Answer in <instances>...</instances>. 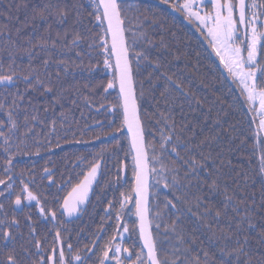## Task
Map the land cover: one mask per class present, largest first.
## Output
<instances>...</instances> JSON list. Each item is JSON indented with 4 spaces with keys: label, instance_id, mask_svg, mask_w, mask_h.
<instances>
[{
    "label": "snow or ice",
    "instance_id": "6c2138e0",
    "mask_svg": "<svg viewBox=\"0 0 264 264\" xmlns=\"http://www.w3.org/2000/svg\"><path fill=\"white\" fill-rule=\"evenodd\" d=\"M15 7L19 12L30 5ZM171 7L197 25L239 87L245 97L240 103L249 105L245 115L254 114L247 127L244 121L225 119L229 115L225 101L197 75L198 63L193 65L192 79H185L170 72L161 56L152 58V48L174 60H180L181 53L173 52L163 35L158 45L149 35L147 26L159 24L164 30L163 14L157 15L151 0L139 5L128 0H91L90 4L35 0L22 22V27L32 25L31 34L25 36L22 27L13 30L0 24V264H264V0H175ZM11 9L9 5V21ZM4 15L0 10V17ZM15 19L19 21L18 16ZM85 20L93 27L87 28ZM94 28L99 31L93 33ZM183 55L187 57L186 52ZM92 59L97 61L95 66ZM100 64L108 72L107 82L91 91L95 95L102 88L98 110L112 119L95 122L99 128L95 138L108 136L115 143L97 156L110 152L119 161L122 152L124 160L130 158L124 167L131 168L132 184L108 200V219L114 216L117 221L114 234H107L102 218L101 226L82 244L79 232L72 242V230L62 217L86 211L93 184H99V160L94 157L86 173H76L83 179L73 182L68 172L67 179L62 175L57 184L53 168L45 166L37 183L34 173L25 177L23 171L16 172L15 159L53 153L73 142L68 137L74 138L77 130L66 112H60L59 123L56 118L45 121L41 107L45 113L55 112L56 105L63 109L71 87L66 85L68 76L75 80L79 68L91 78ZM148 65L152 71L143 76ZM193 79L211 93L210 101L193 89ZM110 90L116 91L114 103L108 98ZM75 94L80 95L79 88ZM146 100L151 102V112ZM37 122L46 131L37 132ZM122 140L128 141L127 148ZM247 152L251 154L245 156ZM77 159L83 162L86 157ZM116 167L114 191L122 179L119 163ZM45 179L50 198L40 191ZM61 190L66 195H59ZM32 202L36 220L29 207ZM129 204L138 221L131 229L135 240L125 236L130 232L128 224L119 223ZM41 220L49 225L42 238L37 228Z\"/></svg>",
    "mask_w": 264,
    "mask_h": 264
},
{
    "label": "trees",
    "instance_id": "16d2710c",
    "mask_svg": "<svg viewBox=\"0 0 264 264\" xmlns=\"http://www.w3.org/2000/svg\"><path fill=\"white\" fill-rule=\"evenodd\" d=\"M34 2L35 0H0V10L5 13L3 17H0V24H9L13 30L15 27H22V22L24 21L26 15H30L31 4ZM90 2L91 0H86V3L90 4ZM128 2L133 5H139L142 3V0H128ZM23 3H28L30 7L28 9L21 7L19 12H17L15 5ZM151 3L154 5V11H156L157 15L161 13L163 14L160 17V23L163 25L164 30L162 31L159 24L147 26L149 35L152 36L157 45L159 44L161 35H163L165 41L171 46L172 51H178L181 53V59L174 60L172 56L168 55L166 52L158 50V48H152L150 50L152 58H155L157 55L161 56L170 72L174 71L178 75L183 74L185 79H192L190 73L193 70V65L198 63L199 70L197 75L202 76L207 83L212 84L217 92V95H221L225 101L223 105L224 110L229 112V115L225 117V119L230 122H235V120L244 121V126L247 127V121L253 116V114L248 112L247 115H245L248 108L247 103H240L244 100V98L240 95L239 88L235 85V83L229 81L222 73L219 67V62L213 55L211 48L208 46L207 40L201 36L195 26L188 22L180 12L175 13L170 9L172 8L171 3L163 4L158 0H151ZM9 5L12 6L11 16L13 19L11 21L8 20ZM141 11H143V8H141ZM132 14L133 13H130V15ZM148 15H151V13H148ZM17 16L19 17V21L15 19ZM84 23L87 28L93 27L87 20H85ZM38 27L40 31H43L44 25L41 22H38ZM32 31L33 29L31 24L26 27H22V33L25 36L31 34ZM97 31H99L98 28L93 29V33ZM185 52L187 53V57L183 55ZM198 53L199 56L197 55ZM169 61H171V63H169ZM22 63H27L26 57ZM77 63H80V61L77 60ZM91 63L95 66L97 63L96 59H92ZM83 64L85 67L88 66L89 57H84ZM149 71H152L151 65H148L145 68L143 76H146ZM107 75L108 72L103 70V65L100 64L99 68L91 74V78L89 77V73L87 71H82L79 68L75 69V80L72 75L68 76L66 85L71 87L69 90V98L63 102V109H61L59 105H56L55 112L50 109L47 113H45L43 112V107H41V118L45 121L56 118L59 123V114L62 110L65 111L68 117V122L74 130H77V134L74 138L71 135L68 137V139L73 142L69 145H65L62 150L56 149L53 153L49 154L42 151L38 156L34 154L18 155L15 159L16 172L19 173L23 171L25 177L32 172L37 178L39 175V168L41 166L39 161L41 159L48 161L49 155H51L52 163H48L46 166L53 168V179L61 182L62 175L64 179L67 178L68 172H71V174L75 176L77 173L76 170H79L80 167H87L88 162L92 161L95 157L97 160L101 161L102 165L100 179H104L112 184L113 179L117 175V164L119 163L121 168L122 163L126 165L130 162V158L127 161L124 160L122 152L120 153L119 161L110 152L105 153L102 158L97 156V153H100L102 148L107 147L110 149L115 143V141L108 136H102L99 139L95 138L96 132L99 131L95 122L106 123L108 120L112 119L111 116H106L103 110H98L100 94L103 91L102 88H97L95 95H93L91 91L94 86L99 85L102 81L106 84ZM143 76H141L140 79H143ZM213 77H215V80H213ZM221 81H223V83H221ZM85 84H88L87 88L84 87ZM23 87V84H21V90H23ZM192 87L201 97L207 96L209 101L212 99L211 93L200 85L197 80H192ZM76 88H79L80 90L79 96H76L75 94ZM145 88H147V84H145ZM229 88L231 89V92H229ZM84 97H88L90 101H95L97 103L90 104L85 101ZM115 97L116 91L110 90V95L108 97L109 100L114 103ZM233 98L238 99L234 101ZM72 99H76L75 104L72 103ZM41 105H43L42 100ZM145 105L148 106V110L151 112V102L146 100ZM229 105H232V107H229ZM215 107H220V105L217 104ZM238 108L240 109L239 111H237ZM0 118H2V114H0ZM252 128H256V121L252 124ZM36 131L42 132L46 131V129H42L41 125L37 122ZM105 131H108V129L106 128ZM81 132L83 134H81ZM75 141H79V143ZM122 144L125 148H127L128 141L122 140ZM250 147L251 142H249V148ZM250 154V152H247L245 153V156ZM2 155V150H0V156ZM81 156L86 157L83 162L77 159ZM2 162L3 161L0 160V164H2ZM235 162L236 161L234 159V163ZM53 165L55 167H53ZM245 167L247 168L246 164ZM126 173L127 183L123 184V186H125V191L128 190L132 184V172L130 167L126 168ZM0 175H2V171H0ZM2 188L3 186L0 185V189ZM111 190H113V187ZM40 191L42 192V188ZM26 209L28 208H25V210ZM32 215L33 219L36 220L37 217L34 216V214Z\"/></svg>",
    "mask_w": 264,
    "mask_h": 264
},
{
    "label": "flooded vegetation",
    "instance_id": "af4514ba",
    "mask_svg": "<svg viewBox=\"0 0 264 264\" xmlns=\"http://www.w3.org/2000/svg\"><path fill=\"white\" fill-rule=\"evenodd\" d=\"M40 168H39V175L37 176L38 183H40V175L42 173V169L46 166V161L44 159H41L40 161ZM101 163V161H99ZM75 165V164H73ZM88 170L87 167H80L79 170H76L77 173H86ZM102 172V165L98 172L97 179L99 181V184L94 183L93 184V192L90 193V200L89 203H87L84 207L86 208V211L77 215H74L72 217L64 216L62 219L67 224V227L71 229V235L73 237V241L75 242L77 233H80V238L83 243H87L89 234L94 232L98 227L102 224V218L103 219V225L108 230V235H113V229L117 225V221L115 220V217L113 216L111 219H108L109 212L106 211L108 208V200H113L114 198H117L119 196L120 191H125V184L121 181L122 186H116V191L111 190V183L105 181L104 179H100V173ZM74 180L73 182H76L78 179H83V175L80 176H73ZM121 177V174H120ZM67 179V178H65ZM116 177L113 179V182L115 181ZM107 182V183H106ZM48 181L47 179L44 180L42 185V193L43 195L49 196L50 198V192L48 190ZM61 182L57 181V184H60ZM65 188H67V185H65ZM103 189V194H101V190ZM52 191H55L53 188ZM59 195L63 196L66 195V191L61 190L59 192ZM97 196L100 197L99 201L97 200ZM35 204H31L29 207L31 208L32 214L34 216H38L37 210L35 209ZM117 208H119V205H116ZM29 209H24L25 212H27ZM134 212V208L132 204H129L127 208L125 209L124 213H122V220L119 222L120 224L127 223L130 229V232L125 234V236H132V239H136V235L132 234L131 229L133 227V224H137L135 216L131 215L130 213ZM59 215V213H58ZM49 225L45 224L42 220L38 224V232L41 238L46 234L47 228ZM83 229L81 232L80 230ZM122 231V229H120ZM51 235L48 236V242H51ZM131 243V240H125V244ZM82 246V245H81Z\"/></svg>",
    "mask_w": 264,
    "mask_h": 264
},
{
    "label": "rangeland",
    "instance_id": "374dc122",
    "mask_svg": "<svg viewBox=\"0 0 264 264\" xmlns=\"http://www.w3.org/2000/svg\"><path fill=\"white\" fill-rule=\"evenodd\" d=\"M158 1H161V0H158ZM171 2L170 3H172V2H175V0H170ZM179 2L180 3H183V0H179ZM183 16H184V14L183 13H181ZM185 17V16H184ZM188 22H190L189 20H187ZM191 23V22H190ZM194 26H195V28L197 29V25L196 24H194V23H192ZM213 53V52H212ZM213 55L215 56V53H213ZM216 57V56H215ZM217 58V57H216ZM217 60H218V62H219V59L217 58ZM226 71V70H225ZM227 73V72H226ZM230 78V77H229ZM231 79V78H230ZM236 85V84H235ZM237 86V85H236ZM238 87V86H237ZM239 88V87H238ZM240 90V89H239ZM243 98L245 99V97L243 96ZM248 105V104H247ZM249 106V105H248ZM255 107L257 108V110L259 109V102H258V100L255 102ZM253 114V113H252ZM254 115V114H253ZM258 121H259V117L257 116L256 117V125L258 124ZM27 203V202H26ZM32 204H35V202H32Z\"/></svg>",
    "mask_w": 264,
    "mask_h": 264
},
{
    "label": "water",
    "instance_id": "95a60500",
    "mask_svg": "<svg viewBox=\"0 0 264 264\" xmlns=\"http://www.w3.org/2000/svg\"><path fill=\"white\" fill-rule=\"evenodd\" d=\"M173 12H175V10L171 9ZM219 67H220V70L222 71V73L225 75V77L229 79V77L227 76V73L226 71L224 70V68L219 64ZM121 177H122V181L125 180V168H124V165L122 166V169H121ZM137 225H138V221H137Z\"/></svg>",
    "mask_w": 264,
    "mask_h": 264
}]
</instances>
